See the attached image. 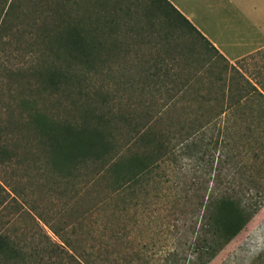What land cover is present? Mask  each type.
<instances>
[{
  "label": "rangeland",
  "instance_id": "374dc122",
  "mask_svg": "<svg viewBox=\"0 0 264 264\" xmlns=\"http://www.w3.org/2000/svg\"><path fill=\"white\" fill-rule=\"evenodd\" d=\"M101 1L81 2L86 9H94ZM112 2H119L126 11L128 7L136 9L144 0L108 3ZM171 16L175 20L171 25L161 23L160 18L152 21L153 26L146 20L126 18L99 25L97 40L104 72L96 76L84 70L88 99L39 92L28 70L37 65L40 53L30 56L25 42L13 45L23 46L24 50L12 53L7 62L8 66L24 70L25 77L6 79L0 89V118L9 112L7 105L14 102L12 105L17 107L22 100L27 113L50 115L44 110L49 108L54 123L67 118L76 124L90 103L108 107L117 122L115 129L104 128L103 133H95L98 136L76 133L80 139L93 138L97 148L102 147L105 136L115 138L117 148L123 147L144 123L153 119L154 133L159 142H165V148L151 153L138 139L124 152L126 156L158 160L152 173L138 180L133 195H120L108 202L99 197V190H94L84 200L67 204V198L43 192L39 180L28 183L23 178L24 171L13 165L0 168V178L11 185L7 189L22 194V201H37L51 209L61 234L75 229L78 239L74 245L78 247L106 248L111 232H126L127 236L112 248L102 264H264V94L257 92L200 158L187 155V143L179 142L187 132H193L190 126L202 101L196 98L197 91L218 93L242 82L241 75L253 79L262 68L264 48L263 52L229 62L175 14ZM139 28L144 30L139 32ZM187 79L191 80L189 85L180 92ZM95 92L101 96L95 97ZM174 94V100L169 102ZM123 117L136 129L124 128ZM215 128L211 123L206 127L208 136L215 134ZM2 196L10 199L4 193ZM9 203L4 209L0 207L3 217L17 211ZM69 222L74 225L66 229ZM45 229L57 239L49 226ZM86 237L87 241L83 240Z\"/></svg>",
  "mask_w": 264,
  "mask_h": 264
},
{
  "label": "trees",
  "instance_id": "16d2710c",
  "mask_svg": "<svg viewBox=\"0 0 264 264\" xmlns=\"http://www.w3.org/2000/svg\"><path fill=\"white\" fill-rule=\"evenodd\" d=\"M81 1L0 0V89L3 90L6 79L25 77L24 70L19 66L7 65L12 53L19 54L23 49V46L15 48L13 45L25 42L30 56L36 54L37 57V52L40 53L36 59L37 65L28 70L39 92L49 96H81L88 99L89 90L83 85L84 70L96 76L104 72L101 46L97 40L98 27L104 22L112 24L123 18L146 20V24L151 26L155 25L152 21L160 18L161 23L171 25L175 22L171 14H175L222 57L167 0H144L136 9L128 7L126 11L119 7V2L110 4L109 0H102L96 3L97 8L86 9ZM143 30L139 28L138 31ZM241 77L242 82L221 89L218 93L197 91L196 98H201L203 102L196 108V118L190 126L193 132H187L186 138H179L181 144L187 143V155L200 158L216 136H220L230 122L241 114L251 98L259 91L264 94V62L253 79ZM189 81L186 80L180 92L189 85ZM78 92L84 94L78 95ZM94 96L101 95L95 92ZM174 98L175 94L171 95L169 102ZM12 104L6 106L9 112L0 118V168L13 165L14 169H21L28 183L39 180L43 192L49 195L54 192L61 198H67V204L76 199L84 200L85 196L96 190H99V197L103 196V201L108 202L120 195H133L138 180L148 177L158 160L126 156L124 152L129 151L138 139L145 144L146 150L153 151L151 153L166 146L165 142H159L154 133L156 125H153V119L144 123L136 136L120 148H117L112 136L103 137L102 147L99 148L93 138H77L76 133L98 136L95 133H103L101 130L104 128L109 131L117 127L115 117H111L113 112L103 105L94 107L88 104L80 121L71 124L67 118L54 123L49 108L44 110L50 115L45 112L31 114L26 112L24 100L17 107ZM103 107L105 112L101 110ZM208 113L210 116H206ZM122 121L124 128L136 129L126 117ZM210 123L217 126L211 137L206 129ZM91 128L95 131H90ZM9 186L7 179L0 178V207L4 209L10 202L17 209L10 216L3 217L0 213V264H102L112 248L127 236L126 232L114 231L107 238L109 247L108 244L106 248L94 245L78 247L74 245L78 234L75 229L69 228L73 227L75 221L66 223L65 228L70 230L65 235L61 234L54 224L56 217L51 209L40 206L37 201H22V194L7 189ZM2 193L10 199L3 198ZM93 208L91 206L90 210ZM67 209L68 206L61 214ZM133 223H136V219ZM45 226L50 227L57 239L47 232Z\"/></svg>",
  "mask_w": 264,
  "mask_h": 264
},
{
  "label": "crops",
  "instance_id": "0c3cea01",
  "mask_svg": "<svg viewBox=\"0 0 264 264\" xmlns=\"http://www.w3.org/2000/svg\"><path fill=\"white\" fill-rule=\"evenodd\" d=\"M229 62L264 48V0H167Z\"/></svg>",
  "mask_w": 264,
  "mask_h": 264
}]
</instances>
